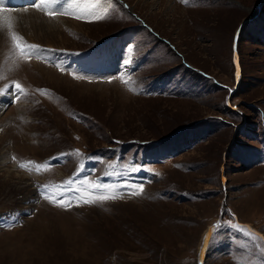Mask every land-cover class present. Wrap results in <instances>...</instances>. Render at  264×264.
<instances>
[{
	"label": "rangeland",
	"instance_id": "1",
	"mask_svg": "<svg viewBox=\"0 0 264 264\" xmlns=\"http://www.w3.org/2000/svg\"><path fill=\"white\" fill-rule=\"evenodd\" d=\"M34 2L0 11V264H264V0Z\"/></svg>",
	"mask_w": 264,
	"mask_h": 264
},
{
	"label": "snow or ice",
	"instance_id": "2",
	"mask_svg": "<svg viewBox=\"0 0 264 264\" xmlns=\"http://www.w3.org/2000/svg\"><path fill=\"white\" fill-rule=\"evenodd\" d=\"M66 2V0H35V2L32 4L33 7L40 9L42 6H44L45 8V13L49 16H55L57 14L58 11H60V9L63 8L64 3ZM7 3V0H0V11L4 10L3 9V4ZM54 6H60V8H58L56 11H48V8L54 7ZM94 6V5H93ZM60 14L63 15H71V13L67 12V11H62L60 12ZM74 18L76 19H81V17L79 15L75 16ZM103 17L101 16H96L95 19H102ZM22 39V37L16 35L15 33L12 34V40L14 42V45L17 49H19L21 51L22 55H25L26 57H30L32 55H37L39 56L40 53L42 51H44L43 49H41L38 45H33V44H23L21 45L19 43V41ZM237 75H239V72H237ZM13 85L15 87V89L17 90V92L19 93H23V88L20 85V83L18 82H13ZM9 94H14L11 93V91L9 90ZM19 98V96H17V99ZM67 155V154H65ZM77 155H79V152L77 151ZM32 162L30 161L29 164H31ZM21 168H25L26 165L25 164H20L19 165ZM46 168V165H39L37 164L35 166V170L37 172H40L42 170H44ZM82 168V166H81ZM139 170V169H136ZM73 181H66L63 185L58 186L59 190L58 192L53 195V194H48L46 196L47 199H49V201L57 206L60 207H71L72 206V202L73 200H75V202L77 204H93L96 203L97 201H106L109 199H113L114 197H110L106 194H101V193H94L92 192L89 188H87L86 186L84 188H74L71 187V185L73 184ZM126 187H131L133 189L132 191V195H138L139 192L143 191V186H139V192L136 191V186L135 185H125ZM106 186L100 183H95L91 185L92 189H103ZM46 191V189L42 188L41 189V194L43 195L44 192ZM68 192H72L75 195L73 197H67V193ZM10 219L15 220L16 217H10ZM223 227L222 224H220L219 222L213 226V230H212V235L210 237H206V240H214L217 231ZM229 227H231L232 229L236 230V231H244L241 226L239 224H230ZM245 235H251L250 231L246 232ZM261 251H264V249H261Z\"/></svg>",
	"mask_w": 264,
	"mask_h": 264
},
{
	"label": "bare ground",
	"instance_id": "3",
	"mask_svg": "<svg viewBox=\"0 0 264 264\" xmlns=\"http://www.w3.org/2000/svg\"><path fill=\"white\" fill-rule=\"evenodd\" d=\"M66 2H67V0H66ZM96 3H97V1H96ZM87 5L89 6L90 4H87ZM54 7H60V6H54ZM72 8L74 9L73 11L76 10L78 12L80 7H77V5L75 6V4H73ZM97 8H98V6H97ZM62 10L66 11V9H64V8H62ZM19 12H21L23 14L17 13V16L14 17L15 19H12V20L15 21L17 19L16 21H18V23H19L20 26L24 27L23 24L24 23H28V24L32 25L33 27H36L37 26L36 28L38 30H40V29H47L50 34L58 32L56 30V28H58V27H56V26H54L52 24L50 25V24H45V23L42 24V23H40V21H41L40 18L41 17L40 16H36L35 15L36 13L34 11L24 10V11H19ZM81 12H82V10H81ZM71 14H76V13H73L71 11ZM57 18L62 23L66 21V19H62L60 17H57ZM2 22L3 21H1V19H0V24ZM1 27L2 26H0V31H2ZM58 29H60V28H58ZM10 91H11V93H13L11 89H10ZM12 96H13V94H9V92H5L4 94L2 93V96L0 98V111L6 107V103L8 102V100L11 99Z\"/></svg>",
	"mask_w": 264,
	"mask_h": 264
},
{
	"label": "water",
	"instance_id": "4",
	"mask_svg": "<svg viewBox=\"0 0 264 264\" xmlns=\"http://www.w3.org/2000/svg\"><path fill=\"white\" fill-rule=\"evenodd\" d=\"M248 20H250L249 17L245 18V20L243 21V23L247 22ZM242 26H243V24H240L239 27L237 28V31H236V33H235L236 38L238 37V33H239V31H240V29H241ZM233 50H234V49H233ZM234 51H235V50H234ZM234 53H236V51H235Z\"/></svg>",
	"mask_w": 264,
	"mask_h": 264
}]
</instances>
